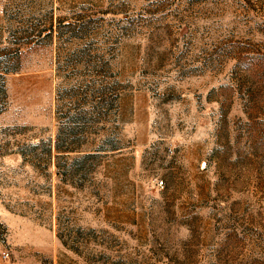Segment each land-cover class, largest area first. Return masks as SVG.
<instances>
[{
	"label": "rangeland",
	"instance_id": "rangeland-1",
	"mask_svg": "<svg viewBox=\"0 0 264 264\" xmlns=\"http://www.w3.org/2000/svg\"><path fill=\"white\" fill-rule=\"evenodd\" d=\"M0 264H264V0H0Z\"/></svg>",
	"mask_w": 264,
	"mask_h": 264
},
{
	"label": "trees",
	"instance_id": "trees-1",
	"mask_svg": "<svg viewBox=\"0 0 264 264\" xmlns=\"http://www.w3.org/2000/svg\"><path fill=\"white\" fill-rule=\"evenodd\" d=\"M89 112L85 110H79L74 114H67L65 117L64 125L69 127L68 132V140L63 142V145H60L59 142L57 143L56 150L59 153H66V154H82L77 155L76 158L73 160V165L81 167L83 164L88 162L91 159L96 158V156H101L97 154L116 151L117 149L114 148L113 150H106L103 147L97 148L93 151L84 150L79 144L80 140H77L73 137L80 134L81 136L85 134V130L91 128L92 122L91 119L88 118ZM67 120V121H66ZM92 125V126H91ZM83 127V128H82ZM76 129L78 131L76 132ZM71 138H73L71 140ZM60 141V140H59Z\"/></svg>",
	"mask_w": 264,
	"mask_h": 264
},
{
	"label": "built area",
	"instance_id": "built-area-1",
	"mask_svg": "<svg viewBox=\"0 0 264 264\" xmlns=\"http://www.w3.org/2000/svg\"><path fill=\"white\" fill-rule=\"evenodd\" d=\"M160 184H161V185H163V183H162V182H161Z\"/></svg>",
	"mask_w": 264,
	"mask_h": 264
}]
</instances>
